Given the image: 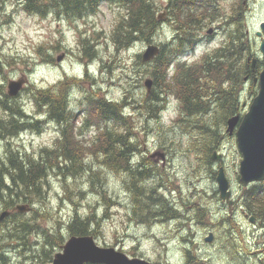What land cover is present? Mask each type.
Listing matches in <instances>:
<instances>
[{"label":"rangeland","instance_id":"rangeland-1","mask_svg":"<svg viewBox=\"0 0 264 264\" xmlns=\"http://www.w3.org/2000/svg\"><path fill=\"white\" fill-rule=\"evenodd\" d=\"M2 1L0 59L5 65V71L0 83L5 85V90L7 91L9 80L27 78L28 84L19 95L20 107L23 106L30 116H38L48 113V109H45L44 104L37 105L31 99L29 87L34 85L38 88L50 87L55 90L61 89L60 83L69 81L70 83L63 87L72 91L68 108L76 115L74 122L67 129V135L74 140L75 149L86 156L80 164L91 165L96 170H99L101 165L93 154L98 149L94 147L95 143H100L98 139L100 132L97 124L96 127L88 124V127L84 128V122L89 118L88 110L86 116L82 115L84 99L99 93L97 97L105 96L110 100L121 102L122 110L130 116L134 127V134L129 137L134 138L142 148L136 151L134 161L137 164L140 162L151 164L150 161L153 160L152 164L160 173L144 181L143 184L147 186L152 184L151 180H153L163 185L164 188L160 186L159 192L167 196L182 214L192 217L186 221H157L152 225L138 223L133 220L134 197L130 196L124 184V180H128L127 175H117L113 172L101 174L102 188L112 197V201L108 203L98 193V181L95 179L93 184L91 178L86 182L82 175H73L72 171L77 166L70 163L68 169L64 165L49 173L45 179L47 193L46 197L42 196L44 199L29 205L27 208L30 210L20 213L17 222H10L5 227H0V254L4 253L7 256V264H25L30 261L29 257L32 254L37 258L38 252H34L32 248L44 249L46 242L43 238L47 231L55 234L61 229L66 241L69 234L66 232L65 222H69L76 212L81 216L97 214L101 218V231L97 234V238L95 237L100 246L123 251L130 257L137 255L135 257L143 258L153 264H188L186 248L194 252L190 255L196 257L199 264H263V228L256 221L251 222V218L239 207L240 196L246 188L241 184L239 174L242 155L235 134L230 135L227 132V122L235 115L226 111V107L219 100L213 106V116L210 111L207 117L189 118V121L198 123L200 127L203 123L210 128L206 138L197 137L192 130L179 123V119L186 118L183 112V97L176 94L175 88H172L174 93L171 88H156L152 84L151 89L156 88L157 94L162 90L165 92L163 104H166L167 109L159 110L161 113L159 121L149 118L138 106L143 102L141 100L134 102V98H141L150 93L145 87V82L149 78L153 80L149 73L150 67L139 61L137 56L142 55L147 45L151 44L137 40L138 42L129 49L116 50L113 32L121 15L125 14L124 5L119 2L104 1L95 15L75 21L68 17L62 7L57 9L61 18L57 19L25 13L21 0ZM152 2L155 6V18L157 20L161 18V24L166 22L169 0H152ZM172 10L175 13L173 7ZM254 13L255 19L252 18L249 24L254 45L248 40L249 34L247 41L250 43L253 58H256L258 55L261 57L255 32L258 25L264 22V4L258 6ZM126 15L127 9L124 17ZM184 15L186 19L187 16ZM157 29L158 25L152 31L153 43H166L173 38V28L167 29L164 26L163 31L159 33ZM84 40L89 42L88 47L91 45L93 51H96L91 59H88L90 53L87 46L83 45ZM188 46L191 48V45ZM215 46L216 43L200 47L195 55L187 58L192 64H196L203 54L213 50ZM246 55L245 49L244 67L240 64L242 59H237V71H234L237 76L220 84V87H229L230 98L240 99L241 107L238 114L242 116L246 114L260 90L259 82L256 83L254 80L259 74L253 71L251 76L248 74V71L252 70V63L248 65ZM61 57H63L62 61L58 62ZM234 57L232 56L231 60ZM177 69L178 66L175 64L169 71L168 81ZM213 83V80L208 82L207 79L201 85L206 89ZM215 83L219 86L218 81ZM68 100L66 98L59 103L62 115L56 117L63 127L65 121L62 118L67 116L65 105ZM54 104L58 106L57 102ZM5 116L0 109V118ZM46 120L47 116L36 124L37 129L30 130L23 138L0 140V153L14 149L20 150L21 156L26 154L30 158H36L43 154V149L56 148L60 131L55 124L47 123ZM216 122L218 125L215 124ZM213 139L214 144H211ZM213 145L216 149L211 151ZM215 152L221 156L219 161L212 160ZM151 156L154 159H151ZM208 161L211 162L209 166ZM221 168L224 169V175L229 183L231 203L222 200L218 189L217 177ZM80 192H83L82 196L79 195ZM197 203L208 209L207 216L211 221L207 227H202L194 220L193 207ZM3 206L4 203H0V214L4 211ZM15 213L17 211L13 212ZM222 219L232 221L236 232L233 233L230 229L228 233L227 228L219 225L221 224L219 220ZM19 221L39 226L44 233L36 231L27 239L25 231L18 227ZM13 229H17L15 236H4L6 231ZM211 233L214 237L213 242H206V238ZM25 242L27 244H24ZM48 250H52L51 254L54 256L61 251V248L48 246ZM0 264H3V261H0Z\"/></svg>","mask_w":264,"mask_h":264},{"label":"trees","instance_id":"trees-1","mask_svg":"<svg viewBox=\"0 0 264 264\" xmlns=\"http://www.w3.org/2000/svg\"><path fill=\"white\" fill-rule=\"evenodd\" d=\"M104 1L107 0H29L26 10L29 13L45 16L49 11H54L59 14L57 9L62 7L70 19H77L95 13L100 3ZM109 1L123 4L125 14L127 9V15L125 17V14L121 15L113 32V42L117 51L131 48L132 45L140 39V41L144 40L147 44H153L152 40H150L152 31L159 25V21L155 18V6L152 0ZM83 42L84 46H87L89 52H91L90 57L94 56L96 51H93L91 45L88 47L87 43L89 42L85 40ZM247 42L246 35L243 48L246 49L247 60L250 61L248 65L250 66L253 55L251 54L250 43ZM188 45H191V48L193 47L192 42L186 40H181L177 44L167 41L162 44L160 55L146 64L150 67L149 73L153 78V84L156 88H171V91L174 93L175 91L172 88H175L176 94L183 97V112L186 118L179 119V123L192 130L197 137L206 138L210 128L203 123L200 127L198 123L195 124L196 122L189 121V118L207 117L210 111L211 114L214 115L213 106L218 103L219 100L222 105L226 107L225 110L229 111L230 114H238L241 107L239 100L230 98L229 96L231 94L229 92V87L224 86L225 88H223L220 87V84L231 77L237 76L234 71H237V54L240 43L235 40L234 42H228L222 48L218 49L217 52H219L221 56L211 64H208V61L200 62L192 67L178 64L177 72L171 75V79L168 81L167 76L170 74V66H172L173 61L179 54L186 51L190 52L189 50L191 48H189ZM231 54L235 56L232 60ZM218 56L219 54L217 53V57ZM137 57L139 61L143 63L142 55L139 54ZM203 63L206 64V66H203ZM0 72H2L1 63ZM248 74L251 76L250 70ZM207 79L208 82L209 80H213L214 83L204 89L201 83H205ZM215 80L218 81L219 86L215 83ZM68 83L70 82L65 81L61 83V89L55 90L51 88H38L34 85L30 87L31 98L37 105L44 104L45 109H48V113H44L45 116L48 114L50 119L55 120L59 124H62L60 120L56 118L62 115L59 103L66 98L69 99L68 96H70L69 88L63 87ZM0 87V108L5 112L6 117H10L8 120L2 119L0 130H3L6 134H12L13 137L11 138H14L23 130L37 129L36 124L40 123V119L34 117L32 120L35 119V123L25 122L28 112L23 106L20 107V100L10 99L5 93V87L3 88L1 85ZM156 88H153L149 94H145L141 98H134V102L141 100L143 104H138V106L142 108V111H145L149 118H154L156 121H159L161 117L159 110L163 109L166 105L163 104L165 92L162 90L157 94ZM220 88L222 90H220ZM98 94L99 93H96L86 99L87 103L84 105L82 111L85 113L87 110L89 111V118L84 122V128H87L88 124H97L99 127L100 134L98 135V139L100 143H95L94 147L98 149L97 152L93 154L97 162L101 165L99 170L93 169L91 165L82 166L80 164V161L86 156H83L75 149L73 144L74 140L67 135V129L74 122V116L76 115V113L68 108V100L65 105V114L67 113V116L62 118V120L65 121L66 127L62 131V136L58 139L56 148H45L42 150L43 154L36 158H30L26 154L21 156L20 150L14 149L7 150L8 154H6V156L0 153V203H4L6 206H15L18 200L27 199V195H31L32 193L37 194L36 196L38 198L42 197V195L46 197L45 179L48 177L49 173L56 168L60 169L64 165L65 168L68 169L70 168L69 164L72 163L77 166L76 169L72 171V174L82 175L85 181L91 178L93 184L96 179L99 183L98 193L101 198L106 199L108 203L112 201V197L102 188L101 174L113 172L117 175H127L128 180L125 179L124 184L130 196L134 197V202L132 204L133 220L138 223L152 225L157 221H186L192 219V217H186L182 214L179 208L174 205L167 196L159 192L160 183L151 180L153 182L152 184H148L147 186L143 184L144 181L152 179L158 176V174L160 175V173L158 169L155 168L154 164H152L154 163L153 160L150 161L151 164L142 162L137 164L134 161L133 157L137 153L136 151H140L142 148L134 141V138L129 137L131 134H134V127L130 116L126 115L122 110L120 105L121 102L110 100L105 96L97 97ZM54 102H57L58 106H56ZM91 120L95 122H90ZM215 124L218 125L217 122ZM211 144H214V139ZM214 148L215 145H213L210 150L212 151ZM127 157L129 160L126 159ZM63 159L64 161L62 162ZM210 164L211 162L208 161V165ZM71 166L73 167L74 165ZM128 168L131 171H129ZM79 195L82 196L83 192H80ZM239 207L243 209L244 213L247 214L249 218L254 217L256 222L263 228L262 231H264V182L251 184L249 187L245 188L239 199ZM206 209V207L199 203L193 207L194 220L202 227H207L208 223L211 221L208 219V209ZM36 212L39 213L37 210ZM12 216L16 218L15 222H17V218L21 215L15 213L12 214ZM106 217L107 215L105 218ZM100 221L101 218H99L97 214L81 216L76 212L75 215L69 219V222H65L66 232L69 235H93L97 238V234L101 231ZM219 221L221 222V226L228 229V233H230V229L235 230V224H233L232 221L225 219ZM18 227H21L25 231L27 239L36 231L44 233L43 230H40L39 226L30 225L29 222L19 221ZM16 230L17 229L6 231L4 236L8 235L9 237H13L16 235ZM12 231L15 232L13 233ZM48 232L50 233V231H47V234L44 235L43 238L44 242H46L44 249L41 247L32 248V250H35L34 252H38L37 258L32 254L29 257L30 261L25 264L52 263L53 254H51L52 250H48V246L51 248H61L65 242V238L61 234V229L57 230L55 234H48ZM46 237L48 239H46ZM24 244L27 243L25 242ZM186 253L190 258L188 259V264H199L196 257L190 255L191 253L194 254L192 250L187 249ZM131 256L135 257L137 255ZM39 259H41L40 262ZM0 261H3V264H7V257L5 255H0Z\"/></svg>","mask_w":264,"mask_h":264},{"label":"water","instance_id":"water-1","mask_svg":"<svg viewBox=\"0 0 264 264\" xmlns=\"http://www.w3.org/2000/svg\"><path fill=\"white\" fill-rule=\"evenodd\" d=\"M264 32V23L261 25ZM260 34V33H259ZM260 51L264 61V40L260 46ZM160 53L157 45H148L142 55L145 63L151 62ZM63 57L59 58L61 61ZM256 61L254 60V63ZM260 84L259 94L254 98L249 107V111L241 120L237 115L228 120V130L233 135L238 126L236 136L239 152L242 155L240 162L239 174L240 182L244 187H248L253 183L264 182V70L260 73L259 80L255 82ZM25 81H11L8 86V94L11 97L19 95L23 89ZM148 91L151 90L152 80L145 82ZM213 156L214 161H219L220 156ZM218 189L222 200L231 203L229 183L224 175V169H220L217 177ZM20 213L29 211L26 207L17 208ZM11 212H3L0 220L8 217ZM251 222H255V218H251ZM213 234L211 233L206 242H213ZM53 264H153L142 258H130L125 253L111 247H101L93 236H71L62 247V251L55 254Z\"/></svg>","mask_w":264,"mask_h":264},{"label":"flooded vegetation","instance_id":"flooded-vegetation-1","mask_svg":"<svg viewBox=\"0 0 264 264\" xmlns=\"http://www.w3.org/2000/svg\"><path fill=\"white\" fill-rule=\"evenodd\" d=\"M262 4H264V0H169L166 8L167 21L158 26L161 29L164 26L167 29L173 28V38L176 42L181 40L195 42L199 48L216 43L214 49H219L222 44L224 46L228 42L237 40L240 43L238 58L242 59L240 64L243 67L245 36L249 34L248 40L249 42L252 41L249 24L252 18L255 19L254 12L257 7ZM172 7L175 13L173 10L171 11ZM184 14L187 16L186 19ZM261 23L255 32L259 47L264 38V34L260 32ZM259 32L262 35L258 36ZM185 59L187 58L185 57ZM215 59H218L217 51L208 54L206 57L208 64H211ZM255 59V64L252 62V71L259 74L264 70L262 55L261 57L258 55ZM185 62L189 63L188 59ZM203 66H206V64H203ZM2 121L0 120V124ZM3 137L8 136L6 132L0 130V138Z\"/></svg>","mask_w":264,"mask_h":264},{"label":"bare ground","instance_id":"bare-ground-1","mask_svg":"<svg viewBox=\"0 0 264 264\" xmlns=\"http://www.w3.org/2000/svg\"><path fill=\"white\" fill-rule=\"evenodd\" d=\"M29 1V0H28ZM34 1V0H33ZM71 1V0H70ZM2 0H0V10H3L2 9V7H1V4H2ZM79 2V1H78ZM64 3V2H63ZM67 3V2H66ZM73 3H74V1H73ZM76 3V2H75ZM78 4V3H77ZM81 5V4H80ZM65 6H66V4H65ZM63 7H64V5H63ZM65 8V7H64ZM84 9V8H83ZM69 10H71V9H69ZM82 12V11H81ZM146 18V17H145ZM157 24V23H156ZM157 27V26H156ZM144 39V38H143ZM141 40V39H140ZM151 40V39H150ZM248 43V42H247ZM234 45H236V44H234ZM248 45V44H247ZM232 46V45H231ZM235 47V46H234ZM238 48H239V46H238ZM237 50V49H236ZM235 52H237V51H235ZM234 52V53H235ZM248 53H249V51H248ZM236 54V53H235ZM232 55V54H231ZM234 55V54H233ZM232 55V56H233ZM238 55V54H237ZM237 59H238V57H237ZM239 61V60H238ZM245 66H246V64H245ZM240 68V67H239ZM248 69H250V68H248ZM184 71V70H183ZM187 71V70H186ZM250 71H252L251 69H250ZM0 75H1V72H0ZM248 80V79H247ZM242 93V92H241ZM240 97V96H239ZM240 100V99H239ZM218 106V105H217ZM241 106V105H240ZM218 108V107H217ZM214 110V109H213ZM240 111V110H239ZM217 113V112H216ZM235 113V112H234ZM211 115H213V114H211ZM24 133V130L22 131V132H20V133H18L17 135H21V134H23ZM200 134V133H199ZM8 135H10V134H8ZM12 135V134H11ZM13 136V135H12ZM207 136V135H206ZM4 138V137H3ZM215 138V137H214ZM5 140V139H4ZM227 140V139H226ZM222 141V140H221ZM220 141V142H221ZM226 142V141H225ZM222 143V142H221ZM219 145V144H218ZM218 147V146H217ZM220 147H221V145H220ZM216 149V148H215ZM223 149H221V152H223L222 151ZM218 151V150H217ZM6 154H8V152L7 151H5V152H3V153H1V155H3V156H6ZM130 154V153H129ZM225 158V157H224ZM126 159H128V157L126 158ZM129 160V159H128ZM209 160V159H208ZM114 165V164H113ZM132 166V165H131ZM209 166V165H208ZM126 167H127V165H126ZM221 167V166H220ZM223 167V166H222ZM133 168V167H132ZM127 170V169H126ZM128 170H129V168H128ZM129 171H131V170H129ZM151 172V171H150ZM141 173V172H140ZM139 173V174H140ZM147 173V172H146ZM142 174V173H141ZM147 175V174H146ZM37 194H34V193H32L31 194V196L32 197H30V196H27V199H22V200H18L16 203V205L15 206H6V205H4L3 206V209H4V211H2V213L3 212H11V214L8 216V217H6V218H4L3 220H0V227L2 226V227H5L8 223H10V222H15V218L12 216V214H13V211L15 210V209H17L18 207H29V205H33V204H36L39 200H41V199H44V198H42V197H40V198H38L37 196H36ZM43 196V195H42ZM238 205V204H237ZM207 210V209H206ZM221 210V209H220ZM204 212V211H203ZM238 212V211H237ZM243 212V211H242ZM1 213V214H2ZM199 213V212H198ZM206 213V212H205ZM223 213H224V211H223ZM223 213H222V215H223ZM239 213V212H238ZM1 214H0V216H1ZM216 214V213H215ZM242 214V213H241ZM194 215V214H193ZM233 216H234V214H232ZM12 216V217H11ZM204 216V215H203ZM210 218H212V216L210 217ZM238 218V217H237ZM237 220H239V219H237ZM218 224V223H217ZM219 225H221V224H219ZM205 226V225H204ZM220 227V226H219ZM214 228V227H213ZM222 228V227H221ZM207 230V229H206ZM220 230V229H219ZM223 230V229H222ZM232 230V229H231ZM232 232H236V229L235 230H232ZM205 233H207V232H205ZM209 233V232H208ZM241 233H242V231H241ZM264 233V232H263ZM43 234V233H42ZM48 234H50L49 232H48ZM206 235V234H205ZM205 241V240H204ZM206 243V242H205ZM207 245V244H206ZM211 245V244H210ZM0 255H5L4 253H2V254H0ZM6 256V255H5ZM7 257V256H6ZM189 258V257H188ZM190 259V258H189Z\"/></svg>","mask_w":264,"mask_h":264}]
</instances>
